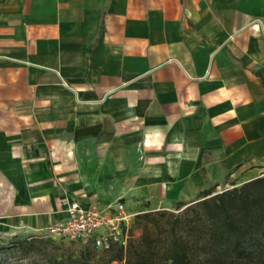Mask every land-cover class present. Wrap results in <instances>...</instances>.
Segmentation results:
<instances>
[{
  "label": "crops",
  "instance_id": "1",
  "mask_svg": "<svg viewBox=\"0 0 264 264\" xmlns=\"http://www.w3.org/2000/svg\"><path fill=\"white\" fill-rule=\"evenodd\" d=\"M257 20L264 0H0V239L261 176Z\"/></svg>",
  "mask_w": 264,
  "mask_h": 264
},
{
  "label": "trees",
  "instance_id": "2",
  "mask_svg": "<svg viewBox=\"0 0 264 264\" xmlns=\"http://www.w3.org/2000/svg\"><path fill=\"white\" fill-rule=\"evenodd\" d=\"M168 209L135 215L126 249L101 251L92 244L30 236L15 240L14 251L29 249L42 264H264V175ZM40 263V262H36ZM41 264V263H40Z\"/></svg>",
  "mask_w": 264,
  "mask_h": 264
},
{
  "label": "built area",
  "instance_id": "3",
  "mask_svg": "<svg viewBox=\"0 0 264 264\" xmlns=\"http://www.w3.org/2000/svg\"><path fill=\"white\" fill-rule=\"evenodd\" d=\"M257 21L264 31L263 21ZM67 213L64 221L49 225L43 230V235L85 245L92 244L101 251L111 250L114 245L126 249L130 239L134 237L132 215L126 211L122 202L113 207H103L73 201L68 204ZM111 264H125V260L113 261Z\"/></svg>",
  "mask_w": 264,
  "mask_h": 264
},
{
  "label": "rangeland",
  "instance_id": "4",
  "mask_svg": "<svg viewBox=\"0 0 264 264\" xmlns=\"http://www.w3.org/2000/svg\"><path fill=\"white\" fill-rule=\"evenodd\" d=\"M261 175H264V172H261ZM242 179H239L241 181ZM238 181V179H237ZM235 183L236 185H241L236 182H231L230 184L223 186L221 188H215L217 192H221L225 189L232 188ZM169 210V209H168ZM171 210V209H170ZM182 209H172L171 211L175 213H179ZM43 234H38L36 236H42ZM141 235V231L136 229L134 230V237H139ZM44 236V235H43ZM56 242L61 243L60 239H54ZM14 241H5L4 239H0V264H38L36 262H40L41 264L44 262L42 259H38L33 255V252L29 249H18L14 251ZM39 263V264H40Z\"/></svg>",
  "mask_w": 264,
  "mask_h": 264
}]
</instances>
